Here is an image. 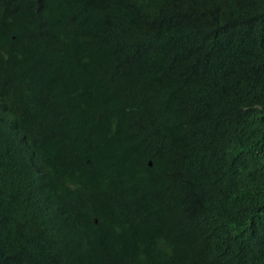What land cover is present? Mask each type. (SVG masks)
Here are the masks:
<instances>
[{"label":"trees","instance_id":"obj_1","mask_svg":"<svg viewBox=\"0 0 264 264\" xmlns=\"http://www.w3.org/2000/svg\"><path fill=\"white\" fill-rule=\"evenodd\" d=\"M0 264H264V0H0Z\"/></svg>","mask_w":264,"mask_h":264},{"label":"water","instance_id":"obj_2","mask_svg":"<svg viewBox=\"0 0 264 264\" xmlns=\"http://www.w3.org/2000/svg\"><path fill=\"white\" fill-rule=\"evenodd\" d=\"M150 163V162H149Z\"/></svg>","mask_w":264,"mask_h":264}]
</instances>
